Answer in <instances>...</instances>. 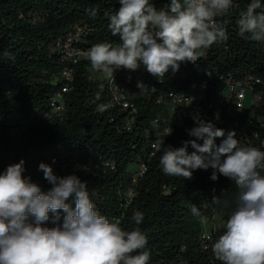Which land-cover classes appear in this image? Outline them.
Wrapping results in <instances>:
<instances>
[{
  "label": "trees",
  "instance_id": "1",
  "mask_svg": "<svg viewBox=\"0 0 264 264\" xmlns=\"http://www.w3.org/2000/svg\"><path fill=\"white\" fill-rule=\"evenodd\" d=\"M150 2L157 10H168L170 0ZM249 3L233 0L229 11L216 17L228 38L203 50L196 63L182 62L178 71L169 69L163 79L143 67L141 76L148 88L143 94L132 90L138 112L128 129L129 113L111 107L105 93L100 94L98 82L90 78V61L73 64L65 58L66 38L78 27L84 32L75 48L120 44L108 27L119 0H0V174L23 159V175L45 192L51 185L39 170L41 162L59 177L75 174L88 183L90 193H97L93 200L99 213L111 222L119 220L123 229L137 227L131 219L135 211L144 214L138 227L147 237L140 251L150 253L148 264H222L211 246L235 208V183L219 174L213 181L211 168L194 170L190 180L165 175L153 145L165 139L166 145L179 148L196 139L187 131L196 126L192 116L170 126L167 95L171 91L184 92L193 83L207 82L211 108L201 118L225 130V136L249 116L248 111L232 115L222 105L227 80L251 86L254 96L264 102V43L238 35L237 20ZM261 4L257 12H264V0ZM67 66L73 69L72 81L62 77ZM66 86L69 90L63 92ZM58 94L66 104L60 116L52 107ZM98 104L106 105V110L98 112ZM170 127L172 134L167 136ZM194 151L189 144L187 152ZM214 196L228 200L229 206L214 204ZM193 204L200 216L192 214ZM220 212L224 225L211 227V238H203L204 221L212 224Z\"/></svg>",
  "mask_w": 264,
  "mask_h": 264
},
{
  "label": "clouds",
  "instance_id": "2",
  "mask_svg": "<svg viewBox=\"0 0 264 264\" xmlns=\"http://www.w3.org/2000/svg\"><path fill=\"white\" fill-rule=\"evenodd\" d=\"M119 5L108 27L120 44L93 45L87 52L91 68L114 80L116 70L135 71L143 65L163 79L169 69L176 72L182 62L196 63L203 50L228 38L216 17L225 15L233 0H170L168 10H157L150 0H119ZM261 7V0H250L240 13V37L264 43V12H257ZM137 87L138 94L148 88L143 82ZM96 110L102 113L106 105L98 104ZM192 119L196 126L187 131L196 139L179 148L166 145L165 139L154 143L161 170L190 180L194 170L211 168L213 181L219 174L234 182L235 208L212 252L222 264H264V151L241 144L234 131L225 137V130L199 113ZM171 134L170 127L167 136ZM216 138H223L219 145ZM189 144L196 149L191 154ZM24 165L21 159L0 174V264H148L150 253L140 251L147 244L138 227L144 220L141 211L131 218L137 227L125 230L119 220L111 222L99 213L93 200L97 193H90L88 183L77 175L59 177L41 162L39 170L51 185L45 192L23 175ZM212 201L229 206L219 196ZM191 212L200 216L194 204ZM48 222L55 226H44Z\"/></svg>",
  "mask_w": 264,
  "mask_h": 264
},
{
  "label": "built area",
  "instance_id": "3",
  "mask_svg": "<svg viewBox=\"0 0 264 264\" xmlns=\"http://www.w3.org/2000/svg\"><path fill=\"white\" fill-rule=\"evenodd\" d=\"M83 30L76 28L70 32L66 38L65 47L66 60L76 64L82 59H87L88 50L75 48L74 46L83 39ZM88 60V59H87ZM143 65L135 71H130L124 68L114 72V80L106 77L104 74L92 71L90 78L98 82L100 94L105 93L108 99V104L111 107L119 106L129 113L128 129L136 120L137 108L131 101L132 90L139 89L138 82H143L142 79ZM62 77L67 81L73 80V69L67 66L62 71ZM69 88H63V92H67ZM207 82L193 83L189 90L184 92L171 91L168 93L167 102L169 108L170 126L181 125L184 120L195 113H199L200 117L206 115L211 108L207 99ZM252 93L251 86L239 81L227 80L225 97L221 101L224 107H227L229 113L236 115L241 112L248 111L249 116L246 121L239 126L230 128L229 131L236 133V138L241 141V144L263 147L264 148V102L261 96L253 95V104L250 107L245 106L247 92ZM163 100V99H161ZM160 100V101H161ZM53 112L56 115H62L66 109L65 101L62 94L56 95L52 100ZM234 109L237 111L234 112ZM228 131V132H229ZM227 135V134H226ZM226 137V136H225ZM209 220H205L204 224ZM214 230L216 227H212ZM203 238L210 239L211 231L204 232Z\"/></svg>",
  "mask_w": 264,
  "mask_h": 264
},
{
  "label": "rangeland",
  "instance_id": "4",
  "mask_svg": "<svg viewBox=\"0 0 264 264\" xmlns=\"http://www.w3.org/2000/svg\"><path fill=\"white\" fill-rule=\"evenodd\" d=\"M253 104V95L252 93L249 91L247 92V96H246V100H245V106L246 107H250L251 105ZM237 110L234 109V112H236ZM224 213L220 212V213H217L216 216H215V219L213 220L212 224H209V223H206L204 224V232H209L211 230V227H220L222 225H224ZM212 225V226H211Z\"/></svg>",
  "mask_w": 264,
  "mask_h": 264
}]
</instances>
